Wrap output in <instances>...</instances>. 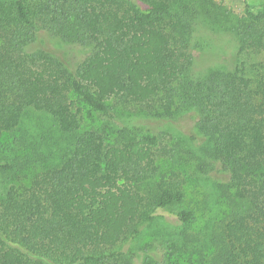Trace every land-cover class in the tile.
Listing matches in <instances>:
<instances>
[{"label": "trees", "instance_id": "16d2710c", "mask_svg": "<svg viewBox=\"0 0 264 264\" xmlns=\"http://www.w3.org/2000/svg\"><path fill=\"white\" fill-rule=\"evenodd\" d=\"M201 25L238 52L198 80ZM263 53L264 6L0 0V264H264Z\"/></svg>", "mask_w": 264, "mask_h": 264}, {"label": "rangeland", "instance_id": "374dc122", "mask_svg": "<svg viewBox=\"0 0 264 264\" xmlns=\"http://www.w3.org/2000/svg\"><path fill=\"white\" fill-rule=\"evenodd\" d=\"M221 5L233 10L237 14H244L249 10H258L264 6V0H217ZM45 44L52 47L55 54H60V58H66L74 67L81 64L87 57L89 52L78 45L61 44L58 40L47 35L42 34ZM192 54L194 56V64L192 68V75L195 79H204L212 69L227 68L228 70L234 69L237 62V44L232 36L228 33L219 34L213 32L208 26L201 25L197 31V37L192 42ZM57 54V55H58ZM256 60L264 61V53ZM37 117V116H36ZM39 118V116L37 117ZM152 122V121H149ZM46 125V122H43ZM137 124L146 126L148 121L139 120ZM154 124V122H152ZM161 128L162 125L160 126ZM178 128L186 133H191L194 128V120H184ZM211 179H224L225 177L219 174V171H212L210 173ZM198 187L197 190H201ZM204 206V204L202 205ZM201 209L205 214L208 212ZM142 251L139 250L136 264L142 263Z\"/></svg>", "mask_w": 264, "mask_h": 264}]
</instances>
